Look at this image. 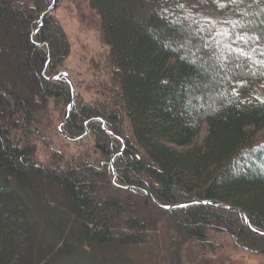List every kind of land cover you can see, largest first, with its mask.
<instances>
[{
    "label": "trees",
    "instance_id": "obj_1",
    "mask_svg": "<svg viewBox=\"0 0 264 264\" xmlns=\"http://www.w3.org/2000/svg\"><path fill=\"white\" fill-rule=\"evenodd\" d=\"M53 1L0 0V264H127L158 229L161 264L220 233L264 255V3L88 0L85 100Z\"/></svg>",
    "mask_w": 264,
    "mask_h": 264
},
{
    "label": "rangeland",
    "instance_id": "obj_2",
    "mask_svg": "<svg viewBox=\"0 0 264 264\" xmlns=\"http://www.w3.org/2000/svg\"><path fill=\"white\" fill-rule=\"evenodd\" d=\"M51 12L64 30L69 41V54L62 66L64 74L69 76L73 86V95L89 100L95 96L97 79L102 76L101 60L106 45L100 37L98 16L90 7L88 0L53 1ZM203 125L199 137L204 134ZM256 140L264 141V127L256 134ZM153 240L143 246L125 249L122 253L131 260L127 264H161L168 250L167 235L158 229ZM218 247L205 256H197L191 249L186 250L184 264H264V255L253 254L232 246L225 234H216ZM97 261H103L98 255H91ZM121 264L119 258L113 260ZM104 262V261H103ZM95 264H99L95 262Z\"/></svg>",
    "mask_w": 264,
    "mask_h": 264
},
{
    "label": "snow or ice",
    "instance_id": "obj_3",
    "mask_svg": "<svg viewBox=\"0 0 264 264\" xmlns=\"http://www.w3.org/2000/svg\"><path fill=\"white\" fill-rule=\"evenodd\" d=\"M245 2H246V0H231V3L236 4V5H240V4H243ZM251 2L252 3H264V0H251ZM178 6L182 7V5H178ZM241 39L243 40L244 37L241 36ZM241 55H244L243 50H241ZM262 55H264V53H262Z\"/></svg>",
    "mask_w": 264,
    "mask_h": 264
},
{
    "label": "water",
    "instance_id": "obj_4",
    "mask_svg": "<svg viewBox=\"0 0 264 264\" xmlns=\"http://www.w3.org/2000/svg\"><path fill=\"white\" fill-rule=\"evenodd\" d=\"M51 8H52V4H51V6H50ZM64 77L67 79V81L69 82V84H70V86H71V90H72V94H73V86H72V83H71V81L68 79V77H67V75L66 74H64Z\"/></svg>",
    "mask_w": 264,
    "mask_h": 264
}]
</instances>
